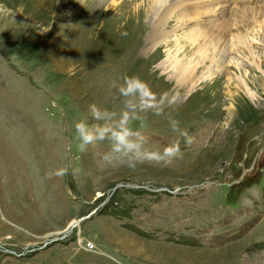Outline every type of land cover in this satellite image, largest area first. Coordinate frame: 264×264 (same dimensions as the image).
Returning a JSON list of instances; mask_svg holds the SVG:
<instances>
[{
  "label": "rangeland",
  "instance_id": "obj_1",
  "mask_svg": "<svg viewBox=\"0 0 264 264\" xmlns=\"http://www.w3.org/2000/svg\"><path fill=\"white\" fill-rule=\"evenodd\" d=\"M120 1L0 0V264H264V30L242 28L247 48L230 41L189 79L175 62L197 61L193 25L153 46L133 12L145 0ZM132 74L177 97L134 123L155 150L180 121L191 142L169 165L79 149L75 123L93 103L118 118L110 85ZM63 163L76 177L48 179Z\"/></svg>",
  "mask_w": 264,
  "mask_h": 264
},
{
  "label": "clouds",
  "instance_id": "obj_2",
  "mask_svg": "<svg viewBox=\"0 0 264 264\" xmlns=\"http://www.w3.org/2000/svg\"><path fill=\"white\" fill-rule=\"evenodd\" d=\"M110 87L115 88L124 98V110L117 118L116 113L110 109L91 104L88 109L90 118L82 115L74 126L81 152L86 151L90 145L107 141L109 147L102 157L103 161L108 165L127 166L131 169L146 162L169 165L182 158L181 138L186 144L191 142V138L186 130L181 129L179 120L168 117L171 130L177 137L167 146L155 150L145 147L149 138L134 126L140 114L151 112L156 116L164 115L165 109L176 103L175 95L168 92L157 94L138 74L124 75L121 83L114 81ZM69 174L74 178L77 175L71 163H63L48 174V179L63 178Z\"/></svg>",
  "mask_w": 264,
  "mask_h": 264
},
{
  "label": "bare ground",
  "instance_id": "obj_3",
  "mask_svg": "<svg viewBox=\"0 0 264 264\" xmlns=\"http://www.w3.org/2000/svg\"><path fill=\"white\" fill-rule=\"evenodd\" d=\"M207 1L209 0H145L138 4L133 11L138 16L144 15L146 18H149L150 26L148 25L144 29L152 28V33L146 36V43L152 44L153 46L162 43L160 39L164 38L163 36H166L164 33L169 31L166 29V25L174 21H182L191 26L193 25L194 31L189 33L188 38L190 39L191 37L194 42L196 41L195 43H200L194 53L197 61H190L186 64H180V61L175 62L177 65V73L183 74L189 79L191 78V74L193 75L196 70L198 71L197 68L207 66L208 63L214 61L216 54L220 52L224 53L227 46L230 47V41L236 42V44L233 43L231 45L232 47H239V44L246 47L244 44L247 43V39H244L243 29L248 32L247 29L252 28L253 33L256 31V27L257 31L260 28L264 30L263 9L246 5L243 2H239L237 6H232L226 4L227 0H216L217 2L208 4L210 6L203 5ZM128 3L130 4L129 0L120 1L119 11H125ZM206 13H209V20L203 19ZM213 15L216 18H213ZM238 25L240 26L238 27ZM234 28H236V31ZM189 29L190 27L184 30ZM157 31H160V34ZM154 32L156 33L153 34ZM227 40H229V45L227 44ZM247 46L249 47V45ZM247 51L252 52L251 48H248ZM79 223L80 221L75 219L69 224L68 228L77 226Z\"/></svg>",
  "mask_w": 264,
  "mask_h": 264
}]
</instances>
